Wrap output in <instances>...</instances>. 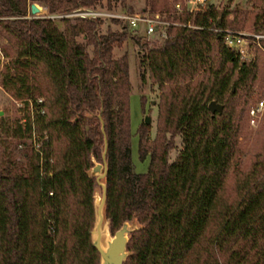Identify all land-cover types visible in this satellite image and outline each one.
I'll list each match as a JSON object with an SVG mask.
<instances>
[{"label": "trees", "instance_id": "obj_1", "mask_svg": "<svg viewBox=\"0 0 264 264\" xmlns=\"http://www.w3.org/2000/svg\"><path fill=\"white\" fill-rule=\"evenodd\" d=\"M118 1L38 0L47 14L35 17L26 15L27 0H0V87L26 106L12 133L23 143L33 130L39 145L21 170L0 169V264H97L89 240L95 179L85 170L90 156L100 161L98 112L109 228L131 217L142 225L129 234L122 264H264V159L256 154L243 167L235 157L264 56L263 12L253 16L252 31L263 35L249 60L214 30L237 26L223 8L175 13L167 0H149L152 12L161 1L165 12H157L177 22L150 41L114 17L61 15L114 10ZM127 39L143 47L141 81L159 91L155 136L137 139L138 159L151 148L143 172L130 158L127 55L113 54ZM209 99L221 112L208 110ZM176 134L181 146L168 161ZM230 166L238 196L224 201Z\"/></svg>", "mask_w": 264, "mask_h": 264}, {"label": "rangeland", "instance_id": "obj_2", "mask_svg": "<svg viewBox=\"0 0 264 264\" xmlns=\"http://www.w3.org/2000/svg\"><path fill=\"white\" fill-rule=\"evenodd\" d=\"M34 2L40 7V12L32 14L28 11V4ZM170 7H174V12L178 13L182 10L196 11V7L206 8L208 6L214 7L218 10L225 9L228 11L229 17H234V22L237 24L236 28L231 29L235 31L237 36H243L245 39L244 44L241 46L246 50L244 54L246 60L252 58L254 45L257 43L258 38L248 37V33H254L252 31V20L253 16L257 13L264 15V0H167ZM157 8L151 11L149 0H121L116 2L113 11L122 12L123 9L131 11L130 13L142 12V8H145L143 12L151 14L155 12H165L161 7L162 2H156ZM105 10L102 7L96 8ZM162 9V10H161ZM26 15L35 16L47 14L45 7L38 2V0H27ZM126 12V11H125ZM52 18L58 17L57 14L50 15ZM264 17V16H263ZM263 24L262 22H258ZM106 20L101 23L100 31L105 30ZM177 24V22H176ZM112 28H115L112 24ZM257 34V33H256ZM263 35V34H262ZM247 37V38H246ZM80 40V36L77 37ZM146 41H150L147 39ZM3 42L0 38V44ZM88 52L90 51V45L87 47ZM143 50L141 45L132 42L130 39L123 41L122 46L113 49L115 57L121 55L123 52L126 53L128 59V75L130 81V95L128 100L129 109V126H130V143L131 153L130 158L133 163V170L136 172H143L146 169L148 163L149 151L144 155L143 160L138 159L137 152V139L138 136L142 135L145 144H150L155 136L157 130V108L156 103L158 101L159 91L156 84H152L149 79L141 81L140 71L142 66L140 63V54ZM231 50H234L232 48ZM1 53V50H0ZM236 53V52H235ZM237 54V53H236ZM2 56V53H1ZM0 56V68L3 61V56ZM240 58V57H239ZM260 68H258L257 78L249 88L250 92L246 95L247 103L250 107H255L259 100L262 101V108L253 116V121H245L246 115H242L240 120V127L236 134L235 140H237V148L239 149L236 159H238L240 166H248L249 162L258 154V159H264V86L262 87V81L264 79V56L262 55L259 59ZM263 69V70H262ZM263 71V72H262ZM243 92V91H242ZM242 92L239 95L242 97ZM236 97H233V100ZM26 106L20 99L13 98L7 92L3 91L0 87V169L10 168L12 171H18L25 167L27 159L32 152H35L38 148L37 133L33 130L30 131L28 136L23 139V143L16 138L12 129L15 121L18 123L23 122L25 117ZM147 116L148 121L143 122V117ZM244 117V119H243ZM250 115L248 113V119ZM169 134L166 133V138ZM148 142V143H147ZM173 147L167 151V159L171 161L174 159L177 149L181 146L180 137L178 134L172 137ZM240 158V159H239ZM234 161V160H233ZM234 174L231 166L227 171V178L224 182L223 189L221 190V199L224 201L235 200L237 198L236 190H234Z\"/></svg>", "mask_w": 264, "mask_h": 264}, {"label": "water", "instance_id": "obj_3", "mask_svg": "<svg viewBox=\"0 0 264 264\" xmlns=\"http://www.w3.org/2000/svg\"><path fill=\"white\" fill-rule=\"evenodd\" d=\"M39 9V5L34 2L28 4V11L32 14L40 12ZM206 107L211 112H221L223 108L222 104L214 99H209ZM96 115L99 118L103 145L100 149V161L96 160L93 155L90 156L92 165L85 170L88 178L94 177L95 179V185L91 193L93 220L89 230V240L98 253L97 264H122L130 252L126 249L129 234L142 228V225L136 221L135 217H131L129 220H123L113 231L109 228V220L104 211L106 197L105 174L107 170V160L105 157L106 143L99 112ZM88 116L91 115L89 114ZM143 121L147 122L148 117L144 116Z\"/></svg>", "mask_w": 264, "mask_h": 264}, {"label": "built area", "instance_id": "obj_4", "mask_svg": "<svg viewBox=\"0 0 264 264\" xmlns=\"http://www.w3.org/2000/svg\"><path fill=\"white\" fill-rule=\"evenodd\" d=\"M202 1V0H198ZM197 10H200L201 7H196ZM63 16H80V17H88V16H95L100 18L105 17H114L117 18L125 23L127 27L134 32L141 31L142 34L145 36L146 40L150 39L154 36L164 37L166 36V27L168 25L176 24V22H170L162 17L160 13L155 12L153 14H148L145 12H138V13H130V12H116L113 10H100L96 8H76L69 13L61 14ZM217 31L221 38L223 39V43L229 47L230 49L234 48L235 52L240 58H243L246 53V50L243 49L241 46L244 44L245 39L243 36H237L235 31L228 29V28H214ZM262 36L261 33H248V37L251 38H258ZM247 38V37H246ZM246 43V42H245ZM1 56V53H0ZM2 57V56H1ZM40 99H37L40 102ZM262 101L259 100L255 107H250L248 113L250 115L249 122L253 121V116L262 108ZM42 111V109H40Z\"/></svg>", "mask_w": 264, "mask_h": 264}]
</instances>
